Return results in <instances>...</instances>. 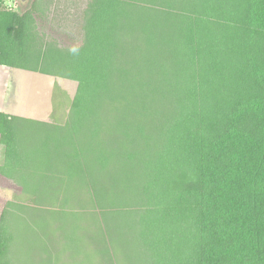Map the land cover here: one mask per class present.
Wrapping results in <instances>:
<instances>
[{
  "label": "trees",
  "instance_id": "obj_1",
  "mask_svg": "<svg viewBox=\"0 0 264 264\" xmlns=\"http://www.w3.org/2000/svg\"><path fill=\"white\" fill-rule=\"evenodd\" d=\"M4 1L0 65L77 88L0 111V264H264V0H88L73 49Z\"/></svg>",
  "mask_w": 264,
  "mask_h": 264
},
{
  "label": "rangeland",
  "instance_id": "obj_2",
  "mask_svg": "<svg viewBox=\"0 0 264 264\" xmlns=\"http://www.w3.org/2000/svg\"><path fill=\"white\" fill-rule=\"evenodd\" d=\"M31 2L32 0H5L3 4L21 13L30 7ZM42 2L46 10L43 18H37L38 32L47 41H53L62 48L73 49L79 46L83 38L82 24L88 0ZM76 88L77 82L74 80L0 65V111L10 115L63 123ZM21 142L38 148L42 145L40 142L26 140L25 137L21 138ZM2 156L0 147V157ZM20 191L19 186L0 177V212L6 201L17 197ZM121 237L120 233L119 240H122ZM26 245L31 246L30 243ZM125 249L131 252L130 248Z\"/></svg>",
  "mask_w": 264,
  "mask_h": 264
},
{
  "label": "crops",
  "instance_id": "obj_3",
  "mask_svg": "<svg viewBox=\"0 0 264 264\" xmlns=\"http://www.w3.org/2000/svg\"><path fill=\"white\" fill-rule=\"evenodd\" d=\"M1 178H3V179H5V180H7L6 178H4V177H2V176H0ZM12 184V183H11Z\"/></svg>",
  "mask_w": 264,
  "mask_h": 264
}]
</instances>
